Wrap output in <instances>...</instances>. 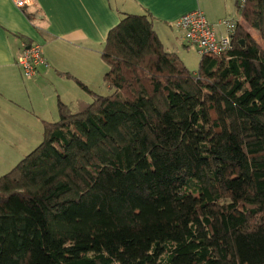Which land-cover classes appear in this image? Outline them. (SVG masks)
<instances>
[{"label": "trees", "instance_id": "trees-1", "mask_svg": "<svg viewBox=\"0 0 264 264\" xmlns=\"http://www.w3.org/2000/svg\"><path fill=\"white\" fill-rule=\"evenodd\" d=\"M237 22L193 72L149 10L123 14L101 52L114 92L67 73L93 100L59 101L0 177V264H264V0Z\"/></svg>", "mask_w": 264, "mask_h": 264}, {"label": "crops", "instance_id": "crops-1", "mask_svg": "<svg viewBox=\"0 0 264 264\" xmlns=\"http://www.w3.org/2000/svg\"><path fill=\"white\" fill-rule=\"evenodd\" d=\"M15 1L0 0V162L41 138L45 123L58 119L59 101L75 106L87 100L74 77L95 90L102 74L97 50L124 13L149 10L170 52L183 39L175 34V22L185 13L201 10L220 33L221 19H240L235 0H27L24 7ZM26 40L42 45L49 64L34 79L17 63Z\"/></svg>", "mask_w": 264, "mask_h": 264}, {"label": "built area", "instance_id": "built-area-1", "mask_svg": "<svg viewBox=\"0 0 264 264\" xmlns=\"http://www.w3.org/2000/svg\"><path fill=\"white\" fill-rule=\"evenodd\" d=\"M238 9L242 10L248 0H235ZM19 7L28 4L27 0H16ZM235 18H224L218 23L222 32L217 30V26L209 22L205 14L199 10H193L182 15L175 26L182 30L184 38L195 45L201 56L206 54H220L229 50L232 46V35L237 28ZM17 63L21 66L27 79H34L42 66H48V62L43 54L42 45L33 42L24 45L17 56Z\"/></svg>", "mask_w": 264, "mask_h": 264}, {"label": "rangeland", "instance_id": "rangeland-1", "mask_svg": "<svg viewBox=\"0 0 264 264\" xmlns=\"http://www.w3.org/2000/svg\"><path fill=\"white\" fill-rule=\"evenodd\" d=\"M237 17L241 19V12L239 11L237 13ZM177 28V27H176ZM176 32L175 34L177 36L181 37V33L183 36V39L180 41L179 39V43L178 45L174 46L176 47L175 53L180 57V59L185 63V65L193 72L198 71L199 69V64H200V59H201V55L198 53V50L196 48L195 45L189 43L185 38H184V34L183 32L179 31V29H175ZM101 47H99V50H97L96 56L98 59V66H99V71L102 74L100 76V78L98 79L97 84H95V91L96 93L100 94V95H111L114 90L111 89L110 87L108 88V86L106 85L105 81H104V74L105 71L107 70V65L105 64L104 60L101 57V52H102ZM92 90V89H91ZM87 101H92L93 97L90 93H88V97L86 98ZM73 108H75V106H73ZM58 119H59V115H58ZM57 119V120H58ZM56 120V121H57ZM43 132H44V126L42 129V135L41 138H36V141L32 144V146H28V148L25 150V152L23 154H21L18 157H14L11 158V161H2L0 162V177L3 176L4 174L8 173L12 168H14L26 155H28L30 152H32L38 145H40V143L43 141Z\"/></svg>", "mask_w": 264, "mask_h": 264}, {"label": "water", "instance_id": "water-1", "mask_svg": "<svg viewBox=\"0 0 264 264\" xmlns=\"http://www.w3.org/2000/svg\"><path fill=\"white\" fill-rule=\"evenodd\" d=\"M242 44H244V41H242Z\"/></svg>", "mask_w": 264, "mask_h": 264}]
</instances>
